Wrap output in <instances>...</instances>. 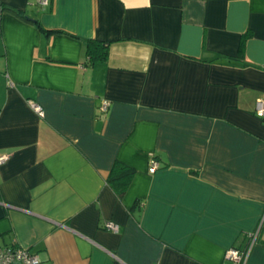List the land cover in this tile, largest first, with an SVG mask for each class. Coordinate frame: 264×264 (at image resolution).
<instances>
[{
	"label": "crops",
	"instance_id": "1",
	"mask_svg": "<svg viewBox=\"0 0 264 264\" xmlns=\"http://www.w3.org/2000/svg\"><path fill=\"white\" fill-rule=\"evenodd\" d=\"M0 2V248L233 264L256 234L245 264H264V0Z\"/></svg>",
	"mask_w": 264,
	"mask_h": 264
},
{
	"label": "built area",
	"instance_id": "2",
	"mask_svg": "<svg viewBox=\"0 0 264 264\" xmlns=\"http://www.w3.org/2000/svg\"><path fill=\"white\" fill-rule=\"evenodd\" d=\"M37 4L42 7H48L50 0H37ZM29 107L39 116H42V107L33 102H28ZM108 103L103 102L100 110L105 111ZM254 112L258 118L264 122V96L259 98L255 102ZM7 160L6 156H0V165L4 164ZM158 164L156 161L151 162V168L149 173L152 174L156 170ZM104 229L111 233H117L119 231L118 225L113 222H106ZM256 234H252L249 238L250 245L246 249L230 248L225 254V258L231 261L233 264H245L246 259L250 253L251 246L255 242ZM40 264V259L37 255L29 252L27 249L14 247V248H0V264Z\"/></svg>",
	"mask_w": 264,
	"mask_h": 264
},
{
	"label": "trees",
	"instance_id": "3",
	"mask_svg": "<svg viewBox=\"0 0 264 264\" xmlns=\"http://www.w3.org/2000/svg\"><path fill=\"white\" fill-rule=\"evenodd\" d=\"M3 11H13L14 13H16L15 10L2 5L0 2V15H1V12ZM109 44L110 42H103V41H98V40L85 41V53H86V58H87V64L89 66H92L96 63L105 62L108 58ZM132 174H133V170L127 167H120L118 169L114 168L108 178V182L109 183L122 182L123 183L122 187H123L125 186L124 182L127 181L129 177L132 176ZM123 189L124 187L122 189H119L120 194L123 193L124 191Z\"/></svg>",
	"mask_w": 264,
	"mask_h": 264
}]
</instances>
